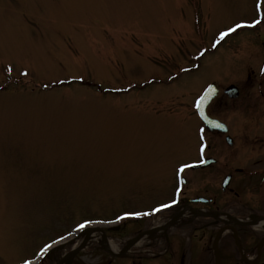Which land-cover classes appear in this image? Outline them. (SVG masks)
I'll list each match as a JSON object with an SVG mask.
<instances>
[{
  "label": "rangeland",
  "instance_id": "obj_1",
  "mask_svg": "<svg viewBox=\"0 0 264 264\" xmlns=\"http://www.w3.org/2000/svg\"><path fill=\"white\" fill-rule=\"evenodd\" d=\"M263 13L264 0H0V264L50 260L77 222L167 203L176 167L202 156L192 100L231 78L236 60L262 56L263 27L220 33ZM36 57L65 60H26ZM128 226L107 238L122 246ZM180 240L189 264L210 262V241ZM100 247L78 262L106 264Z\"/></svg>",
  "mask_w": 264,
  "mask_h": 264
},
{
  "label": "flooded vegetation",
  "instance_id": "obj_2",
  "mask_svg": "<svg viewBox=\"0 0 264 264\" xmlns=\"http://www.w3.org/2000/svg\"><path fill=\"white\" fill-rule=\"evenodd\" d=\"M261 23L264 29V18ZM260 37L264 53V31ZM26 60L65 59L36 57ZM236 61L242 65L234 67L231 78H226L224 82L212 79L205 83V87L214 84L216 92V96L205 108L206 115L223 123L226 126L225 133L208 131L204 127L196 113L197 98L190 106L196 124L200 125L195 127L200 137L197 150L202 156L196 162L212 159L203 168H193L191 171L195 175L183 178L186 190L191 181L200 182L198 190L189 194L183 191L179 199L173 200L172 206L160 211L158 216L151 213L153 205L141 210L144 213L136 222L121 224L124 229L129 225L123 230V236L129 238L145 232L150 226L161 229L151 234L155 240L145 250L128 254L126 264H189L190 251L186 250L180 239L189 234L198 244L208 241L212 243L218 232H221L218 243L219 264H264V71H261L264 60ZM235 102H240V114L231 113L227 117L225 112ZM221 128L225 130L223 126ZM208 133L217 137L211 141L216 143L213 147L205 138ZM210 149L214 154L206 156ZM226 178L227 183L223 187ZM184 212L187 214L181 216ZM199 213L212 214L214 217L196 215ZM224 214L232 218H226ZM178 215L174 231L173 228L164 231L166 221ZM119 225L106 227L107 237L111 231L118 232ZM175 232L178 240L171 241ZM77 238L74 236L73 241ZM83 252L77 253L71 264H80L77 259ZM102 253L106 264H110V257ZM206 262L202 256L196 257L195 264H213L212 259Z\"/></svg>",
  "mask_w": 264,
  "mask_h": 264
},
{
  "label": "water",
  "instance_id": "obj_3",
  "mask_svg": "<svg viewBox=\"0 0 264 264\" xmlns=\"http://www.w3.org/2000/svg\"><path fill=\"white\" fill-rule=\"evenodd\" d=\"M85 85L87 86H90L89 83H84ZM99 88V87H97ZM207 92H211V91H206L205 92V95H203L201 98H200V103L198 104V113H199V116L201 117L202 121L204 122L205 126L210 128V129H213L216 127V123L219 124L218 122L216 121H213L211 119H209L208 117L205 116L204 114V108L206 106V104L208 103V101L210 100V98L213 96L212 95H208ZM208 95V96H207ZM198 167H203V165H199ZM175 222V219H173L172 221H170L165 227H164V230L167 229L168 227L172 226ZM104 233V232H102ZM145 233L147 234H151L152 233V230H148L146 231ZM142 234H138L136 235L134 238H131L130 240H128L124 246V248L118 253V254H115V253H112L110 252L106 247H104L103 245H105L106 243V235L105 233L103 234L102 236V239H103V242H102V248L111 256V257H121L123 256L125 253L129 252L130 249L135 245V243L137 242V240L139 238H141ZM86 242H83L78 248H76L75 250H71L64 258H62L61 260H59L56 264H61L63 262V260H65L67 262V264H70V261L71 259L75 256V254L77 252H79L85 245Z\"/></svg>",
  "mask_w": 264,
  "mask_h": 264
},
{
  "label": "bare ground",
  "instance_id": "obj_4",
  "mask_svg": "<svg viewBox=\"0 0 264 264\" xmlns=\"http://www.w3.org/2000/svg\"><path fill=\"white\" fill-rule=\"evenodd\" d=\"M182 192H183V188L181 189V191H180L179 194H181ZM186 214H187V212H184V213L181 214V216L186 215ZM179 216L180 215H178V217ZM93 228H98V227L94 226ZM88 229H89V225L84 226L81 230H79V231L76 232V233H78L77 235L78 236H81V237H80V240H76L75 241V243L73 244V246H75L78 242H80L81 241V238H84V236H86V235L89 236V241H93V242H97V243H99V242L102 243V239H100V236L102 235L101 232L98 231V230H96V231L95 230L94 231H88ZM85 231H87V232H85ZM155 231H161V229L160 228H158V229L155 228ZM80 232H82V233H80ZM61 243H63V242H61ZM61 243H59V244H61ZM121 244H122V246H120L119 244H117V243H115V242H113L111 240H107L106 243H105V245H103V246L106 247L111 252H119V251L122 250V248L125 245L124 242L121 243ZM51 248H52V250H55L56 247L55 246H51L50 249Z\"/></svg>",
  "mask_w": 264,
  "mask_h": 264
},
{
  "label": "snow or ice",
  "instance_id": "obj_5",
  "mask_svg": "<svg viewBox=\"0 0 264 264\" xmlns=\"http://www.w3.org/2000/svg\"><path fill=\"white\" fill-rule=\"evenodd\" d=\"M241 25H236V27L238 28V27H240ZM234 29L233 28H228L227 29V32H221L220 33V36L221 37H224V36H226L228 33H230V32H232ZM261 71H264V68H262L261 69ZM183 167H186V165H183V166H181V171L183 170ZM161 207H167V205H162ZM125 215H134V216H139V215H141V213H138V212H134V213H125ZM84 225H78V227H83ZM48 248V245H45L44 246V248H42L40 251H41V253H43L46 249ZM25 264H27V262H25Z\"/></svg>",
  "mask_w": 264,
  "mask_h": 264
}]
</instances>
